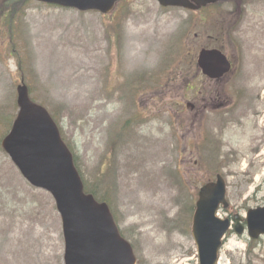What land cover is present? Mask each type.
I'll return each instance as SVG.
<instances>
[{"label":"rangeland","instance_id":"rangeland-1","mask_svg":"<svg viewBox=\"0 0 264 264\" xmlns=\"http://www.w3.org/2000/svg\"><path fill=\"white\" fill-rule=\"evenodd\" d=\"M18 1L9 14L0 0V140L23 79L133 242L136 264H198L195 200L217 174L228 201L219 218L264 205V0L192 12L122 0L109 14ZM202 48L223 51L231 70L204 77ZM232 227L218 264H264V234ZM63 253L52 196L0 146V264H64Z\"/></svg>","mask_w":264,"mask_h":264},{"label":"water","instance_id":"water-1","mask_svg":"<svg viewBox=\"0 0 264 264\" xmlns=\"http://www.w3.org/2000/svg\"><path fill=\"white\" fill-rule=\"evenodd\" d=\"M78 11L109 13L119 0H36ZM163 7L197 9L217 0H156ZM197 65L209 78L222 77L230 71V62L218 49H201ZM18 112L10 130L1 139V147L21 175L32 186L51 194L59 212L64 238V264H135L131 246L119 235L108 205L84 192L73 156L62 140L59 129L47 109L29 97L23 79L16 87ZM226 208V183L216 175L197 193L192 216L191 235L199 264H217L222 236L229 218L216 216ZM234 230L241 234L244 226L233 217ZM247 234L257 238L264 234V206L248 209ZM163 264V263H160Z\"/></svg>","mask_w":264,"mask_h":264},{"label":"trees","instance_id":"trees-1","mask_svg":"<svg viewBox=\"0 0 264 264\" xmlns=\"http://www.w3.org/2000/svg\"><path fill=\"white\" fill-rule=\"evenodd\" d=\"M18 3H20V1H18V0H5V5H6V9H7V11H8V13L9 14H13L12 12H14V11H16V7H17V5H18ZM32 98V97H31ZM33 100H34V98H32ZM35 101V100H34ZM52 115V114H51ZM53 117V116H52ZM54 119V118H53ZM10 122H11V120L10 119H8L7 121H6V126H8V124H10ZM7 128H9V126L7 127ZM6 128V129H7ZM64 140V139H63ZM69 147V146H68ZM70 149V148H69ZM73 159H74V164H75V166H76V168L78 169V167H77V161H76V159H75V157L73 156ZM78 172L80 173V175H81V172H80V170L78 169ZM81 177H82V175H81ZM82 180H83V184H84V190H85V192H87V193H91L94 197H95V199L97 200V201H99V202H104L105 201V198H104V196H102V195H98V193H97V191H96V186L95 185H89V184H87L85 181H84V179H83V177H82ZM106 202V201H105Z\"/></svg>","mask_w":264,"mask_h":264},{"label":"flooded vegetation","instance_id":"flooded-vegetation-1","mask_svg":"<svg viewBox=\"0 0 264 264\" xmlns=\"http://www.w3.org/2000/svg\"><path fill=\"white\" fill-rule=\"evenodd\" d=\"M229 1H231V0H221L220 2H222V3H228ZM194 106H192V108H193ZM121 231V230H120ZM126 240H128V242L130 243V245H131V247H132V250H133V253L135 254V252H134V245H133V242L132 241H130L128 238H126L125 237V235L122 233L121 234ZM136 256V255H135ZM136 260H137V258H136ZM167 263V262H166ZM157 264V263H156Z\"/></svg>","mask_w":264,"mask_h":264}]
</instances>
